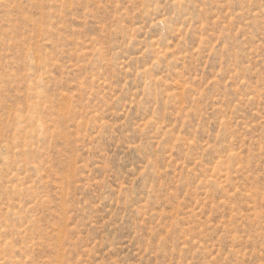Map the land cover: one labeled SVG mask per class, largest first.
Masks as SVG:
<instances>
[{"label": "rangeland", "instance_id": "374dc122", "mask_svg": "<svg viewBox=\"0 0 264 264\" xmlns=\"http://www.w3.org/2000/svg\"><path fill=\"white\" fill-rule=\"evenodd\" d=\"M0 264H264V0H0Z\"/></svg>", "mask_w": 264, "mask_h": 264}]
</instances>
